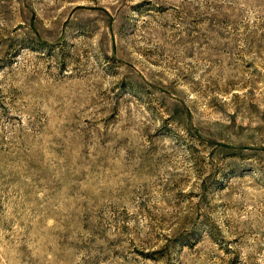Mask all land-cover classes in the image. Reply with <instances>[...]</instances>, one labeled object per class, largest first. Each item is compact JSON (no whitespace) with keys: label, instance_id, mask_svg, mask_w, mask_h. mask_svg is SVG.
Listing matches in <instances>:
<instances>
[{"label":"rangeland","instance_id":"374dc122","mask_svg":"<svg viewBox=\"0 0 264 264\" xmlns=\"http://www.w3.org/2000/svg\"><path fill=\"white\" fill-rule=\"evenodd\" d=\"M0 264H264V0H0Z\"/></svg>","mask_w":264,"mask_h":264}]
</instances>
